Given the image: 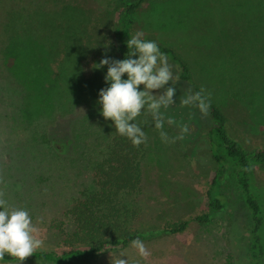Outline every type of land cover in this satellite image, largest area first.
Segmentation results:
<instances>
[{
  "label": "rangeland",
  "instance_id": "rangeland-1",
  "mask_svg": "<svg viewBox=\"0 0 264 264\" xmlns=\"http://www.w3.org/2000/svg\"><path fill=\"white\" fill-rule=\"evenodd\" d=\"M124 1L135 0H60L58 4L54 0H8L6 4L15 7L16 15L76 5L81 10L68 11L67 16L87 23L92 38L104 36L101 43L98 38V43L81 42L86 45L76 51L72 63L62 51L48 52L47 33L34 42L51 71V81L40 84L46 87L54 81L56 88L48 94L52 106L31 123L21 117L23 97L18 92L15 95L7 75L0 73V197L9 208L27 209L37 228L35 235L43 240L37 250L66 248L56 227L69 224L64 212L91 187L93 168L116 135L96 104L98 90L107 86L103 79L107 66L96 70L91 65L106 55L100 48L110 40L112 21ZM133 18L132 34L142 33L143 38L172 49L188 67L190 81L178 80L176 103L167 115L187 124L189 132L183 140L164 143L150 116L141 117L147 121L148 139L140 159V187L123 198L122 219L129 231L145 235L138 241L148 255L141 257L130 242L62 264H122V260L124 264H246L250 224L232 173L223 180L224 208L207 223L194 221L206 211L205 192L213 164L202 133L205 114L194 107H181L180 100L197 88L227 115L237 140L250 149L264 147V0H145ZM107 56L117 59L115 49ZM93 76L100 80L90 87ZM44 90L39 88L35 95ZM165 130L170 137L179 132L176 125L166 124ZM33 134L38 135V145H34ZM254 174L264 209V167H255ZM182 220L192 221L181 232H157ZM262 232L264 237V228ZM23 264L51 263L33 259Z\"/></svg>",
  "mask_w": 264,
  "mask_h": 264
},
{
  "label": "trees",
  "instance_id": "trees-1",
  "mask_svg": "<svg viewBox=\"0 0 264 264\" xmlns=\"http://www.w3.org/2000/svg\"><path fill=\"white\" fill-rule=\"evenodd\" d=\"M144 1L123 2V8L117 14V19L112 21L110 28L112 34L108 33V40L110 39L114 48L111 43L107 51L101 47L104 54L107 55L111 49H115L117 59L124 58L127 52L125 42L129 36L133 35L131 32L134 23L133 14ZM3 2L5 5L0 8V73L7 75L8 81L12 84L10 89L15 95L18 92L23 97L21 117L31 123L44 108L52 106L53 100L48 94L56 88L52 83L54 81L46 87L40 84L47 80L51 81L49 78L51 71L46 62L47 58L41 59V53L34 42L47 33L48 52L55 55L62 51L68 55L67 60L72 63L74 59L76 60V51L86 45L85 43L82 45L81 42L87 41L90 44V42H97L98 38V42L101 43V38L104 36L102 34L92 38L91 31H87V23L75 15L72 18L67 16L68 11L81 10L76 5L60 6L58 9L54 8L47 12L38 8V13L16 15L15 7H12L11 3L6 5L8 0H0V5ZM54 2L58 4L60 0H54ZM92 27L94 33L97 28L95 25ZM159 47L165 55L170 57L168 62L178 76V80L190 81L188 67L175 51L161 45ZM73 71L77 72L78 67L75 66ZM72 79H75V76ZM98 80L100 79L97 76H93L89 86L92 87ZM18 87H21V90ZM39 88H44L45 92L35 95ZM192 92L199 91L194 88ZM206 101L209 108L205 115L202 133L208 144L213 169L205 192L206 211L195 216L194 221L207 223L214 214L224 208L226 200L222 192L223 180L228 173H232L250 224L246 264H262L264 209L262 198L254 186V168L264 167V147L252 149L245 147L234 137L227 115L207 98ZM36 141H39L38 135L33 134L34 145H38ZM144 145L133 147L125 138L114 135L104 157L93 168L91 187L84 189L78 197L74 198L64 212L69 224L56 227L58 236L66 248L36 250L24 261L36 259L51 264H62L74 259L95 256L108 246L125 247L130 242L144 238L143 234L129 231L127 222L122 219L125 207L123 198L137 193L140 187V159ZM191 221L168 223L157 232L178 233L183 231ZM11 261H15L14 258L5 255L4 262Z\"/></svg>",
  "mask_w": 264,
  "mask_h": 264
},
{
  "label": "clouds",
  "instance_id": "clouds-1",
  "mask_svg": "<svg viewBox=\"0 0 264 264\" xmlns=\"http://www.w3.org/2000/svg\"><path fill=\"white\" fill-rule=\"evenodd\" d=\"M110 43L105 41V51ZM125 43L127 52L123 59L105 55L98 63L91 65L96 70L107 66L103 77L107 86L98 90L96 100L99 114L106 122L111 121L115 133L128 140L133 147L147 143L144 131L147 121L141 119L145 115L150 116L151 124L162 142L183 140L189 132L188 125L167 115L170 106L176 103L178 82V76L168 59L159 45L143 38L142 33L129 36ZM180 106L194 107L205 115L209 108L200 92L187 93L180 100ZM166 124L176 125L178 134L170 137L165 130ZM36 232L37 228L27 209L9 208L7 201L0 197V264H4L5 255L14 258L15 264H23L26 257L40 249L43 240L35 235ZM133 245L141 257L148 255L140 241H133Z\"/></svg>",
  "mask_w": 264,
  "mask_h": 264
}]
</instances>
